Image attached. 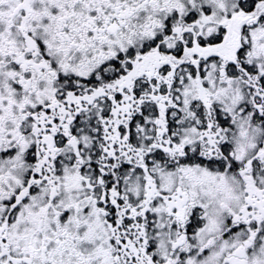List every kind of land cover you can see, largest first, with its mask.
I'll use <instances>...</instances> for the list:
<instances>
[{"label":"snow or ice","instance_id":"snow-or-ice-1","mask_svg":"<svg viewBox=\"0 0 264 264\" xmlns=\"http://www.w3.org/2000/svg\"><path fill=\"white\" fill-rule=\"evenodd\" d=\"M0 264H264V0H0Z\"/></svg>","mask_w":264,"mask_h":264}]
</instances>
